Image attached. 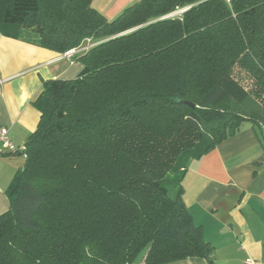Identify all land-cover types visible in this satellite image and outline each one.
Returning <instances> with one entry per match:
<instances>
[{"label": "trees", "instance_id": "obj_1", "mask_svg": "<svg viewBox=\"0 0 264 264\" xmlns=\"http://www.w3.org/2000/svg\"><path fill=\"white\" fill-rule=\"evenodd\" d=\"M91 3L0 0V28L32 29L42 48L95 41L75 78L43 81L34 99L0 264H221L181 182L244 121L264 149V0H137L111 20Z\"/></svg>", "mask_w": 264, "mask_h": 264}, {"label": "crops", "instance_id": "obj_2", "mask_svg": "<svg viewBox=\"0 0 264 264\" xmlns=\"http://www.w3.org/2000/svg\"><path fill=\"white\" fill-rule=\"evenodd\" d=\"M137 0H92V7L107 20ZM78 45L69 57L42 48L32 29L15 25L0 28V126L17 145L36 129L40 113L34 106L42 82L73 79L82 69L76 60L85 52ZM91 46V45H90ZM24 158L0 153V214L8 209L6 190ZM183 176L182 197L193 223L201 226L213 246L215 262L264 264V149L252 125L245 121L234 135L192 160ZM188 257L162 264H207ZM143 257L134 263L142 264Z\"/></svg>", "mask_w": 264, "mask_h": 264}, {"label": "built area", "instance_id": "obj_3", "mask_svg": "<svg viewBox=\"0 0 264 264\" xmlns=\"http://www.w3.org/2000/svg\"><path fill=\"white\" fill-rule=\"evenodd\" d=\"M92 44L85 45L82 49H88ZM74 53L73 50H68L65 52L66 56H71ZM26 145H17L15 144L12 140H10L9 135H8V128L5 126H0V153H7V154H16L24 159L27 156L26 153ZM247 264H260L256 261L246 259Z\"/></svg>", "mask_w": 264, "mask_h": 264}, {"label": "rangeland", "instance_id": "obj_4", "mask_svg": "<svg viewBox=\"0 0 264 264\" xmlns=\"http://www.w3.org/2000/svg\"><path fill=\"white\" fill-rule=\"evenodd\" d=\"M225 1H228V0H225ZM187 8H188V6H177V7L174 8V10L172 12H170V13L162 16V17L172 16V15H178L179 13H181L182 11H184ZM86 42L87 41L83 40L81 42V45L85 44ZM90 42H91L90 44L93 45L95 41L93 39H90ZM233 77H234L233 79H236L239 82V84L241 86H243V88L247 89L249 87V84H250L249 83V80L246 79L247 76L244 77V73L241 70L235 69L233 71Z\"/></svg>", "mask_w": 264, "mask_h": 264}]
</instances>
